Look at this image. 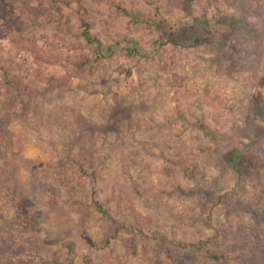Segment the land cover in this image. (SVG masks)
I'll return each instance as SVG.
<instances>
[{"label": "rangeland", "instance_id": "obj_1", "mask_svg": "<svg viewBox=\"0 0 264 264\" xmlns=\"http://www.w3.org/2000/svg\"><path fill=\"white\" fill-rule=\"evenodd\" d=\"M0 264H264V0H0Z\"/></svg>", "mask_w": 264, "mask_h": 264}, {"label": "trees", "instance_id": "obj_2", "mask_svg": "<svg viewBox=\"0 0 264 264\" xmlns=\"http://www.w3.org/2000/svg\"><path fill=\"white\" fill-rule=\"evenodd\" d=\"M3 174L0 172V179H1V176H2Z\"/></svg>", "mask_w": 264, "mask_h": 264}]
</instances>
